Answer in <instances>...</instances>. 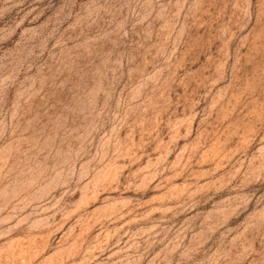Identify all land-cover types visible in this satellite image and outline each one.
<instances>
[{"label":"rangeland","instance_id":"rangeland-1","mask_svg":"<svg viewBox=\"0 0 264 264\" xmlns=\"http://www.w3.org/2000/svg\"><path fill=\"white\" fill-rule=\"evenodd\" d=\"M0 264H264V0H0Z\"/></svg>","mask_w":264,"mask_h":264}]
</instances>
